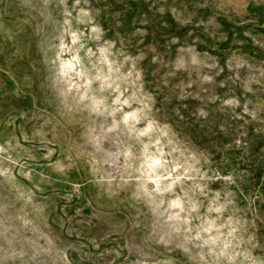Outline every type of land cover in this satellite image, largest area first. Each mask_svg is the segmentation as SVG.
I'll return each instance as SVG.
<instances>
[{
  "label": "rangeland",
  "instance_id": "374dc122",
  "mask_svg": "<svg viewBox=\"0 0 264 264\" xmlns=\"http://www.w3.org/2000/svg\"><path fill=\"white\" fill-rule=\"evenodd\" d=\"M0 264H264V0H0Z\"/></svg>",
  "mask_w": 264,
  "mask_h": 264
}]
</instances>
